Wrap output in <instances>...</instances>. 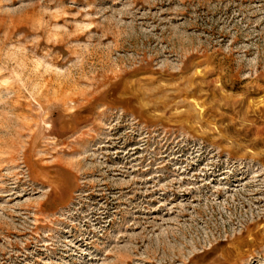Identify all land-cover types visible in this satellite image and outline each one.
Listing matches in <instances>:
<instances>
[{"label":"rangeland","instance_id":"374dc122","mask_svg":"<svg viewBox=\"0 0 264 264\" xmlns=\"http://www.w3.org/2000/svg\"><path fill=\"white\" fill-rule=\"evenodd\" d=\"M0 264H264V0H0Z\"/></svg>","mask_w":264,"mask_h":264}]
</instances>
